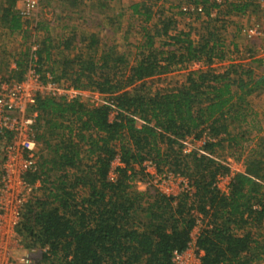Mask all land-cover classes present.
Listing matches in <instances>:
<instances>
[{"label":"trees","instance_id":"1","mask_svg":"<svg viewBox=\"0 0 264 264\" xmlns=\"http://www.w3.org/2000/svg\"><path fill=\"white\" fill-rule=\"evenodd\" d=\"M192 1L205 7L208 0ZM6 3L0 20L20 30L27 19L15 9L16 0ZM133 12L147 20L150 7L134 5ZM172 26L166 18L153 31L143 27L132 62L114 45L93 47L98 40L91 33L81 37L86 54L65 56L60 75L48 68L56 80L67 76L74 86L109 95L116 113L110 117L107 104L36 100V139L44 152L38 169L25 178L39 179L47 193L25 205L16 232L24 247L45 248L40 264H172L173 252L188 246L198 217L200 264L264 262V134H259L264 128L249 104L264 88V75L240 62L211 67L223 56L219 38L208 32L193 40L189 31L170 33ZM74 36L63 41L66 48ZM156 37H164L159 45ZM49 42L44 37L17 61L16 79L32 56L37 71H46ZM201 60L207 67L188 71L183 83L145 90L147 79ZM5 78L11 77L0 80ZM254 128L257 135L250 137ZM204 130L214 138L204 144L210 152L224 140L235 147L253 143L243 170L231 174L227 192L215 183L228 167L204 154L182 153L181 141L199 138ZM116 158L120 164L110 179ZM145 160L184 175L191 190L175 196L139 190L135 183Z\"/></svg>","mask_w":264,"mask_h":264},{"label":"rangeland","instance_id":"2","mask_svg":"<svg viewBox=\"0 0 264 264\" xmlns=\"http://www.w3.org/2000/svg\"><path fill=\"white\" fill-rule=\"evenodd\" d=\"M35 1H36V6L30 12L26 22V25L30 27V30L28 33L24 34L25 36L23 37V40L21 42L19 41V36H20L19 34L12 35L6 31L0 33V40L2 41L5 47V51L2 54H0V77H12V78L16 77V75L20 70V67L18 68L17 71L14 72V75L8 76L9 75L8 72L10 70L9 64L15 58L19 60L21 59V56L24 57L27 51L26 47H28L30 43H33L34 41L38 42L40 39H43L45 36H47V34L60 35V37L63 35L65 36L71 35L69 34L70 29H68L67 31L65 30L61 31V29L59 28L57 29L55 28L54 30L50 29L51 33L47 32V29H38V30L34 29L33 25H35L34 24L35 21H39V20L52 21L54 17L57 20V22L55 20L56 23H62V22L76 23V26L79 27L77 31L86 29L85 31H88L87 33H89L90 31L97 34L99 33L98 36L96 35L99 42H97V45L93 47L98 48V50H100L103 44L114 45L118 51L123 52L127 55L130 62L134 60V57L136 55V51H137L136 45L143 39V32H144L143 27L145 25H151L148 28V30L153 31V28H155V26L158 27L161 24L163 18L168 17V18L176 19L178 21V23L176 22L177 29L171 28L170 33H174L176 30L178 31V29L179 31L180 30L189 31L191 34V38L197 40L201 35H207L208 32H213L215 37L219 38V42L221 43L220 48L222 50L223 56L221 59L215 57L212 63L210 64L211 67L217 70H222L227 64L231 62H238V63L240 62L245 67L251 68L256 75L264 74V63L262 61L257 60L258 54L254 50L259 42L256 39H245L243 37L242 39H239L238 34L234 35V33H236V27L235 26L233 27L234 24H232V28L230 30L231 35L228 34V30H227V27L229 25L228 20L232 18L231 21L233 22L234 14L228 15V12H226L225 7L216 8L214 10L215 13L213 15H207L206 13L207 10H203V12H201V14L198 15L195 13H193V15H185L177 12L175 13L176 10H173L174 8L167 9V12L166 11L163 12L159 9L155 12V15H153L151 19L145 20L144 15H140V13H136V12L133 13L132 10L128 7V5H131L136 0H124V2H122V0H112V2L110 0L109 1L106 0L104 2L105 7L102 8L99 7V4L96 3V1H91V2L82 1V4H80L79 6L80 12L75 13V15L71 17V19L63 20L62 18L56 17V15L57 14L60 15L61 12L52 11L50 5L48 9L47 6L43 5L45 4L44 2H42L41 5V3L39 2L40 0H35ZM164 2H166V4L177 2L180 6L182 4H183L182 6L184 5L187 6V4H185L186 2L183 0H166V1L164 0ZM25 4H26V0H17L15 9L19 12L21 9L25 7ZM210 5L211 2L209 0V4H205V7L207 6V8L208 7L210 8ZM141 11L143 10L141 9ZM109 15L111 20H106L107 16ZM99 18H101V21H104L103 27L95 26L96 24L95 22ZM35 33H37V35ZM232 35L236 36L235 39L239 44L240 49H238L236 46L232 44L225 43V39L230 40L233 38ZM161 38L159 37L155 38L156 45L157 44L159 45ZM162 39H164V37ZM35 43L36 42H34V44ZM24 48H25V52H22L21 49ZM19 50L21 51L20 55H19L20 52ZM77 50L78 51L82 50L84 54L88 52V50L82 48V46ZM13 52L15 53L12 54ZM72 53H70V55H72ZM57 55L59 57H63L62 55H65V52L60 51L59 53H57ZM247 59H249V61ZM50 62L51 61L43 62L42 63L43 68L48 70V67L51 65ZM201 65L202 66L200 68H206L208 64L202 61ZM200 68H198V66L196 68L191 67L190 70H197ZM190 70L187 69V65H183L182 67L173 68L172 71L166 74L149 78L146 80L145 90L153 93L158 90L179 85L184 82L186 78V74ZM62 81L66 83H70V79L67 76L64 79H62ZM249 104L251 109L254 112H256V119L257 121H259V125H262L264 128V88L258 93H254L249 97ZM235 131L236 130H232L233 133ZM259 134L262 135L264 133L263 131H261L259 132ZM253 135H257L255 128L252 129L251 133L249 134L250 137H252ZM211 138L214 139L211 135L207 133V130H204V132L199 138H194L193 136H189L187 139L186 138L183 139L181 141L182 153L189 154L194 152L198 155L204 154L213 158L218 163L228 167L229 169L228 172L221 174L218 177L227 178L233 172L243 170L245 157L247 156L248 150L253 146V143L249 141H243L242 146L235 147L229 144L227 140H224L220 144L215 145L210 152L209 149L204 148L203 140L213 141L210 140ZM41 151L44 152V149L42 148ZM119 164H120L119 162L113 161L114 167ZM162 170L169 171L167 167H163ZM176 174L178 173H175L174 175ZM180 176L185 177L184 175H180ZM136 179L137 181L135 185L139 190H147L151 193L161 192L165 187H171V186L174 188L177 187L176 191H178V187H179L178 181H176L175 178L173 179L171 178L168 180L166 179L167 185L164 183L162 186H159L158 183L157 184L152 183L144 172L143 174L138 175ZM224 181L225 180L222 181L216 180V182H220L221 187L225 184ZM46 186L47 185L45 186L41 185L35 188L33 192H31L33 196L32 200L33 199L35 200L37 198H43L45 193H47ZM201 226H202V222L200 220V217H198L197 223L194 227L195 229L193 231L198 232ZM18 239H20V244L22 245V248L13 251L11 253L12 256L13 257L22 256L23 255L22 252L23 250H25L27 251L26 254L30 259V262L28 264H40L41 254L43 253L44 250L39 247L26 248L24 247L22 238L19 235H18ZM258 264H264V262Z\"/></svg>","mask_w":264,"mask_h":264},{"label":"built area","instance_id":"3","mask_svg":"<svg viewBox=\"0 0 264 264\" xmlns=\"http://www.w3.org/2000/svg\"><path fill=\"white\" fill-rule=\"evenodd\" d=\"M219 8L235 0H211ZM238 3L255 1L264 9V0H237ZM35 0H26L25 7L19 11L23 19H27L35 8ZM187 11L188 7H182ZM198 12H203V6L196 7ZM241 32L247 37H262L264 32L257 25H245ZM36 46H32L31 51ZM258 57L264 63V39L259 48ZM28 67L21 79L5 78L0 80V264H28L30 262L25 250L22 256H12V252L22 248L16 232L25 205L32 200L31 192L40 186V180L29 182L25 176L28 172L38 169V160L41 153V143L36 139L38 125V98H50L56 101L78 100L89 106L107 104L111 106L110 117L116 113V107L109 95L94 88L77 87L62 80L54 79L49 71H37L36 57ZM188 137H186L187 139ZM214 140V139H210ZM206 141L203 140L205 144ZM114 161H118L116 158ZM116 167V166H115ZM113 162L109 178H115ZM143 172L148 179L162 186L166 179L175 178L178 181V191L165 187L161 193L178 195L191 190L189 180L179 174L174 175L169 171L159 169L152 160L142 163ZM175 177H174V176ZM231 174L218 177L217 181L225 180L221 187L220 182L215 184L224 192L228 190ZM167 185V184H166ZM170 185V184H169ZM195 229V228H194ZM193 229V230H194ZM191 232V240L182 251H174L171 258L172 264H200L202 251L196 245L198 232ZM45 250V248L43 249Z\"/></svg>","mask_w":264,"mask_h":264},{"label":"crops","instance_id":"4","mask_svg":"<svg viewBox=\"0 0 264 264\" xmlns=\"http://www.w3.org/2000/svg\"><path fill=\"white\" fill-rule=\"evenodd\" d=\"M82 1L83 2L96 1V3L99 4V7L102 8V7H105L104 2L106 0H78L76 5H73L70 0H40L39 2L41 3V5H42V2H44L45 4H43V5L47 6L48 9H49V5H50L51 10L54 12H61V14L60 15L57 14L56 17L62 18L63 20H65V19H71V17L73 15H75V13L80 12L79 6H80V4H82ZM107 1H109V0H107ZM110 1L112 2V0H110ZM183 1H185L186 2L185 4H187V6L184 5V6L188 7L187 11H184L181 8V7H184V6H182L183 4L181 6L177 2L166 4V2H164V0H148V2H147V0H141V1L136 0L131 5H128V7L133 12L134 5H142V4L147 5L148 4L147 6L150 7V16L147 20L151 19L153 17V15H155V12L159 9L163 12L164 11L167 12V9L174 8L173 10H176L175 13L177 12V13L185 14V15H193V13H195L197 15L201 14L200 12H198L196 10V7L198 5H202L201 3H199V2L194 3L192 0H183ZM16 2H17V0H16ZM122 2H124V0H122ZM210 2H211L210 8L209 7L206 8L202 5L203 10H207V12H206L207 15H213L215 13L214 10L216 9V7L212 4L211 0H210ZM206 4H209V0L207 1ZM15 5H16V3H15ZM6 6H7L6 0H1L0 1V15H1L3 7H6ZM221 7H225L226 12H228V15L234 14L233 19L235 21L233 20V22H232L231 21L232 18L228 20V24H229L227 27L228 34L231 35L230 30L232 28V24H234L233 27L234 26L236 27V33H234V35L238 34L239 39H242V37H243L245 39H256L259 42L257 44L256 48L254 49L256 51V53L258 54L259 48L261 47L264 38L263 39H262V37H251V38H249L241 32V27L245 26V25H257L264 32V9L260 8L255 1H249V2L242 4V3H238L237 0H235V2L227 3L226 5L221 6ZM138 11L141 12V8H139ZM58 16H60V17H58ZM79 18H80V16H79ZM164 19H166V18H163L162 21ZM167 19H168V17H167ZM170 19L173 21V24H174L171 28L177 29L176 22L178 23V21L176 19H172V18H170ZM55 20H56V18L54 17V19L52 21H50V20L49 21H42V20L41 21L40 20L35 21V23H34L35 25H33V26H34L35 30L47 29V32H50V33H51L50 29L54 30L55 28L56 29L59 28V29H61V31H63V30L67 31L68 29H70L69 34H75V36L73 37V40L71 41V44L69 45L68 48H66L64 46L63 41L71 35H66V36L63 35L60 37V35H51V34L48 35L47 34V36H45V37H48L50 40V42H49L50 54H49L46 62L51 61L50 62L51 65L48 68L51 69L55 75H60L62 73L63 68H64L63 59H65V56L69 57V56H73L74 54L82 52V50H79V51L77 50L81 46H82V48H84V46L86 44V41L81 40V37L87 36L88 34H91L93 32L90 31L91 33L90 32L87 33L88 31H85L86 29H82V28H80L82 30L77 31V29L79 27L76 26V23H73V22H71V23L70 22L56 23L57 20H56V22H55ZM106 20H111L110 15L107 16ZM95 23H96L95 24L96 27H99V26L103 27L104 26V21H101V18H99ZM107 24H109V23H107ZM230 25H231V27H230ZM150 26L151 25H145L144 27L148 29ZM0 29L2 30V31L0 30V33H3L6 31L12 35L19 34L20 35L19 41L21 42L23 40V37L25 36L24 34L29 32L30 27L27 25L26 26L24 25L20 30H10V29L6 28L5 24H3V22L0 20ZM178 31H179V29H178ZM37 32H39V31H37ZM35 34L37 35V33H35ZM98 34L94 33V36L96 39H97ZM234 35H232L233 38L230 40L225 39V43L226 44H232V45L236 46L238 49H240L239 44L237 43V41L235 39L236 36H234ZM34 42H36L35 43L36 45H39L42 42V39H40L38 42L37 41H34ZM34 42L30 43V45L28 47H26L27 52L29 51L31 53V48H32V46L35 45ZM21 50H22V52H25V48L21 49ZM4 51H5L4 44L0 40V54H2ZM60 51L65 52V55H62L63 57H59L57 55V53H59ZM14 53L15 52H13L12 54H14ZM70 53H72V55H70ZM20 54H21V51L19 52V55ZM22 57L23 56H21V58ZM230 57H232V56H230ZM257 58H258L257 60L261 61L260 57H257ZM247 60L249 61V59H247ZM17 61H18L17 58L13 59L11 63L9 61L10 64L9 63L8 64H9L10 70L8 72V74H9L8 76L14 75V72L18 70L19 67L17 65ZM201 64H202V61L190 62V64H187V69L190 70L191 67L196 68L197 66H198V68H200L202 66ZM41 148H42V145H41ZM178 186H179V184H178ZM172 188L174 191H176L177 187L176 188L172 187Z\"/></svg>","mask_w":264,"mask_h":264}]
</instances>
